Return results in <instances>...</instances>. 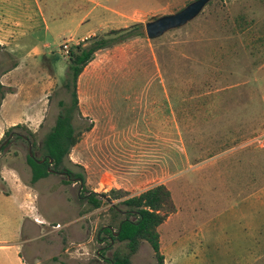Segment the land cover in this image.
<instances>
[{
  "label": "rangeland",
  "instance_id": "374dc122",
  "mask_svg": "<svg viewBox=\"0 0 264 264\" xmlns=\"http://www.w3.org/2000/svg\"><path fill=\"white\" fill-rule=\"evenodd\" d=\"M193 1L104 0L132 16L120 17L118 30L97 33L115 41L96 54L78 82L75 124L81 137L68 166L85 176L82 189L80 182L68 184L65 175L52 172L33 184L29 145L22 140L1 153L0 172L12 167L30 195L18 226L25 255L32 252L41 264H106L119 246L101 231L112 224L111 205L83 214L87 196L114 191L124 196L112 203L117 205L164 184L181 212L159 229L162 242L189 235L187 249L197 253V264H243V245L249 247V241L227 239L225 232H209L206 226L194 230L230 209L232 192L255 189L262 172L264 181V150L245 146L264 133V0H212L186 26L148 38V22L178 13ZM241 17L246 31L237 35ZM137 24L143 27L123 32ZM120 34L125 37L117 39ZM61 54L63 65L68 58ZM66 71L56 70L58 86L47 94L33 90L46 117L32 129L25 126L39 140L55 126L61 103H72L60 84ZM240 176L249 187L236 186ZM6 189L0 175V190ZM21 213L19 202L0 192V217L20 218ZM211 233L216 239L212 235L209 240ZM225 245L229 251L232 247L228 260L219 255ZM157 263L150 244L142 242L132 264ZM168 264L183 260L175 253Z\"/></svg>",
  "mask_w": 264,
  "mask_h": 264
},
{
  "label": "crops",
  "instance_id": "0c3cea01",
  "mask_svg": "<svg viewBox=\"0 0 264 264\" xmlns=\"http://www.w3.org/2000/svg\"><path fill=\"white\" fill-rule=\"evenodd\" d=\"M130 16L132 14L105 5L104 0H0V140L10 128L18 125L31 128L46 117L44 109L41 111L39 97L33 99V90H41L38 94L45 95L58 86L56 70L59 68L63 73L67 69V62L63 65L58 62L64 44L71 48L95 37L104 28L118 30L120 17L129 20ZM64 78L60 81L62 86ZM15 173L12 167H4L0 172L7 187L6 193L0 192L5 198L18 201L22 212L20 218L13 214L0 217V264H41L32 252L24 254L23 230L19 231L18 226L23 222L24 203L30 195ZM241 178H237L236 186L249 187ZM260 179V183L255 180L256 186L260 184L255 189L249 191L245 187L242 193L232 192V207L223 209L208 223L201 224V221L199 228L194 230L200 232L206 226L209 232H225L227 239L237 238L243 244L249 241V247L243 245V264H264L263 172ZM180 212L177 207L175 215ZM25 216L31 219L27 211ZM212 235L216 239L217 236L211 233L209 240L214 239ZM191 243L189 235H182L166 245L162 242L165 264L175 253L183 264H197V253L187 249ZM221 249L219 255L228 260L232 247L230 251L227 245Z\"/></svg>",
  "mask_w": 264,
  "mask_h": 264
},
{
  "label": "trees",
  "instance_id": "16d2710c",
  "mask_svg": "<svg viewBox=\"0 0 264 264\" xmlns=\"http://www.w3.org/2000/svg\"><path fill=\"white\" fill-rule=\"evenodd\" d=\"M238 19L239 22L242 17ZM142 27V24H137L134 28L123 32L132 33ZM245 31V26L239 22L236 34H244ZM113 34H119V32L117 31ZM110 37H91L71 48L67 61L64 87L71 94L72 103L70 105L61 103L63 110L57 118L55 126L42 140L37 139L36 134L27 126L18 125L7 130L0 141L1 147L3 142L14 133L10 142L1 149V153L15 140H22L28 145L31 143L34 157L28 154V164L31 168L33 184L48 177L50 174L49 169L51 168L56 173H66L68 184H71L69 180H76L77 182L82 181L84 185L85 176L81 173L74 174L68 166L71 151L79 143L81 137V134H79L81 130L75 124L76 116L80 114L78 82L96 54L100 50L109 47L115 41ZM119 37L117 39H123L125 36L120 34ZM42 160H45V162L40 164L39 161ZM51 160L53 161L52 165H50ZM122 197L124 196L114 195V191L109 194L93 192L90 196H87L86 207L82 212L83 214H88L100 209L104 204L111 205L112 224L103 227L101 231L106 232L119 246L114 250L112 257L107 260L106 264H132V257L138 252L142 242L150 244L157 256V264H165V258L161 251L159 229L171 216L177 213V206L171 190L166 185L161 184L139 195L124 198L120 204H112ZM121 205L126 207L125 211L120 208ZM113 225H115L116 232L113 231ZM116 233H119L118 237L115 236Z\"/></svg>",
  "mask_w": 264,
  "mask_h": 264
},
{
  "label": "water",
  "instance_id": "95a60500",
  "mask_svg": "<svg viewBox=\"0 0 264 264\" xmlns=\"http://www.w3.org/2000/svg\"><path fill=\"white\" fill-rule=\"evenodd\" d=\"M212 0H196L186 6L183 10L178 13L162 16L154 21H150L146 24V34L150 40H156L161 38L163 35L168 33L169 31L182 28L189 24L191 21L196 19L206 8V6ZM14 133L10 135V137L3 142L0 147V156H1V149L6 146L10 140L13 138ZM26 140H28L25 137ZM29 154L31 157H34L32 145L29 143ZM45 160L39 161L40 164L44 163ZM52 160L50 161V165H52ZM49 172L56 173L51 168ZM62 175H65L63 173ZM81 189L83 188V182H80ZM119 233H116L115 236L118 237Z\"/></svg>",
  "mask_w": 264,
  "mask_h": 264
},
{
  "label": "built area",
  "instance_id": "2783aa9c",
  "mask_svg": "<svg viewBox=\"0 0 264 264\" xmlns=\"http://www.w3.org/2000/svg\"><path fill=\"white\" fill-rule=\"evenodd\" d=\"M61 52H63V54H65L66 58H69L70 47L67 44H64L61 47ZM245 146L255 147V148L264 150V133L259 134L255 137L251 138L248 142H246Z\"/></svg>",
  "mask_w": 264,
  "mask_h": 264
},
{
  "label": "flooded vegetation",
  "instance_id": "af4514ba",
  "mask_svg": "<svg viewBox=\"0 0 264 264\" xmlns=\"http://www.w3.org/2000/svg\"><path fill=\"white\" fill-rule=\"evenodd\" d=\"M60 174H63V173H60ZM66 174V173H65Z\"/></svg>",
  "mask_w": 264,
  "mask_h": 264
}]
</instances>
